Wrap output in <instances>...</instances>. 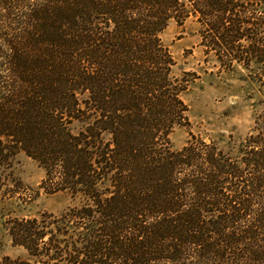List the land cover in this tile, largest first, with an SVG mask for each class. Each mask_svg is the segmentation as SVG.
Segmentation results:
<instances>
[{"label": "trees", "instance_id": "obj_1", "mask_svg": "<svg viewBox=\"0 0 264 264\" xmlns=\"http://www.w3.org/2000/svg\"><path fill=\"white\" fill-rule=\"evenodd\" d=\"M190 16L206 55L264 81V0H0V171L24 151L82 200L9 220L38 262L264 264V113L237 153L170 148L192 74L161 35Z\"/></svg>", "mask_w": 264, "mask_h": 264}, {"label": "rangeland", "instance_id": "obj_2", "mask_svg": "<svg viewBox=\"0 0 264 264\" xmlns=\"http://www.w3.org/2000/svg\"><path fill=\"white\" fill-rule=\"evenodd\" d=\"M200 25L193 16L183 23L170 21L161 35L175 60L174 74L191 73L187 90L182 94L189 125L175 126L168 135L172 151H180L192 141V135L213 141L225 150H237L255 129L264 113V81L255 68H221L201 46ZM86 98L81 95L80 99ZM91 118L75 120L74 133L83 130ZM0 188V264H43L29 252L13 244L8 222L17 219H40L44 214L60 216L82 200L67 191L48 193L42 188L45 171L37 161L19 151L10 165L1 168ZM67 264V263H59Z\"/></svg>", "mask_w": 264, "mask_h": 264}]
</instances>
